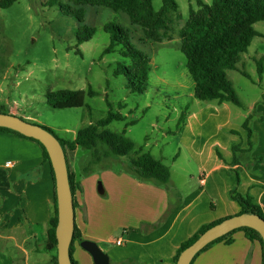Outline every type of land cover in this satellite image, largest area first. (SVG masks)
Instances as JSON below:
<instances>
[{"label":"rangeland","instance_id":"obj_1","mask_svg":"<svg viewBox=\"0 0 264 264\" xmlns=\"http://www.w3.org/2000/svg\"><path fill=\"white\" fill-rule=\"evenodd\" d=\"M49 1L18 0L12 7L0 9V113L9 114L14 110L10 114L46 127L63 140L75 139L79 130L105 119L110 111L125 116L124 121H115L108 129L119 134L126 132L125 136L135 144L130 156L102 159L85 173L92 154L83 148L80 152L83 177L104 187V193L98 197L126 205L127 217L114 221L117 230L143 217L147 205L138 187L141 183L165 189L173 205L180 204L183 195L198 189L201 160L196 150L199 145H207L218 138L222 145L228 146L227 154H234L247 168L251 152L242 148L247 144L241 139L230 141L225 134L233 136L232 129L237 132L234 135L240 137L242 125L249 116H252L250 128H259L256 121L264 106V74L260 78L257 62L262 60L264 66V22L255 24L261 36L254 38L249 51L242 55L239 70L228 71L242 103V107L228 104L230 129H225L218 137V133L208 127L211 132L198 137L186 132L185 123L179 122L183 114L187 118L216 107L212 102L194 98V81L181 51L180 30L189 19L190 9H199L197 0H176L179 14L172 15L171 30L162 43L146 40L143 30L132 25L125 13L87 6L86 25L97 31L82 45H78L77 34L83 24L61 12L62 6L76 7V0H55L54 5ZM161 5V0L154 2L156 10ZM108 23L128 29L134 46L151 58L148 89L142 95L128 89L126 77L114 76V69L122 60L119 52L103 55L110 45V34L104 30ZM90 88L97 94L87 95L83 107L56 109L49 102L53 101L51 93L79 90L88 93ZM133 122L134 125L126 127ZM257 139L258 136L254 138L255 144ZM233 145L241 147L240 150L234 152ZM146 153L170 168L172 176L168 185L141 181L132 172V159ZM167 215L161 219V224ZM37 231L40 234L41 228ZM38 244L43 247L45 242Z\"/></svg>","mask_w":264,"mask_h":264},{"label":"crops","instance_id":"obj_2","mask_svg":"<svg viewBox=\"0 0 264 264\" xmlns=\"http://www.w3.org/2000/svg\"><path fill=\"white\" fill-rule=\"evenodd\" d=\"M262 107L259 121H256L259 128L252 129L254 138L258 136V139L247 168L234 163V154H227L228 146L222 145L218 138L207 145L198 144L201 146L196 150L201 160L198 189L183 195L181 205H173L165 189L141 183L138 187L147 205L145 212L123 230H117L113 224L117 218L127 217L126 205L100 199L98 194L104 193L103 185L83 177L81 148L67 151L68 167L75 176V226L82 235V240L74 244V260L78 264H95L93 256L81 247L83 241H91L109 256L110 264H176L175 257L181 245L201 226L241 212L240 205L230 197L233 190L242 195L250 194L264 212ZM229 108L228 103L216 104V107L188 115L185 131L203 137L211 132L208 129L211 127L219 137L229 128ZM243 131L239 137L230 129L233 136H225L230 141L241 139L247 144V133ZM247 146L242 148L247 149ZM237 168L241 173L239 185L234 173ZM54 189L51 165L45 160L41 145L0 132V256L3 260L13 264H54V252L46 250L49 222L55 211ZM165 215L167 218L161 224ZM37 228H41L40 234ZM121 238L124 244L117 246L115 241ZM232 238V244H214L199 255L194 264H263V248L258 241L249 240L242 231ZM39 241H44L45 245L42 247Z\"/></svg>","mask_w":264,"mask_h":264},{"label":"trees","instance_id":"obj_3","mask_svg":"<svg viewBox=\"0 0 264 264\" xmlns=\"http://www.w3.org/2000/svg\"><path fill=\"white\" fill-rule=\"evenodd\" d=\"M18 0H3L0 9L12 7ZM156 0H76L71 5L62 6L61 12L67 16L75 18L83 26L78 30L77 42L82 45L91 40L96 34V29L86 25V7H104L114 12L125 13L129 16L132 25L140 27L146 40L162 43L169 35L172 15L179 14V4L176 0H161L162 5L159 10L155 9ZM54 5L55 0L49 1ZM199 9H190L189 19L180 30L181 51L187 59V71L194 81L193 96L201 102H212L218 105L225 103L242 107L232 81L228 77V71H238V64L242 55L249 51L254 38L261 36L255 29V24L264 22V0H212L210 4L203 0H197ZM104 30L110 34V45L103 55L119 52L121 62L114 69V76H124L127 78V87L133 94H144L148 89L149 74L151 71V58L142 50L137 49L131 41V34L128 29L116 23H108ZM80 53V52H78ZM258 74L262 78L264 66L262 60L257 62ZM249 78L245 72L242 73ZM96 92L91 88L88 93L85 91H59L51 93L50 104L56 109L80 108L85 106L86 96H96ZM126 119L120 113L109 112L108 116L78 131L73 140H60L65 152L83 148L91 151L92 160L84 169L85 173L91 171L92 164L109 158H124L130 156L135 149L134 142L125 136L126 132L119 134L108 129V126L115 121ZM252 116H249L242 129L247 133L248 151L254 148V132L250 128ZM186 121L185 114L180 118V124ZM135 122L127 124L126 127L134 125ZM0 132L12 133L19 137L37 142L43 148L45 160L51 165L49 155L44 146L37 140L25 137L18 132L0 128ZM53 133V132H52ZM237 134L236 131L232 132ZM55 135V134H54ZM241 147L233 145L234 152ZM234 163H240L234 157ZM132 172L144 182H154L161 185H168L171 180V170L161 161L155 159L151 154L146 153L131 161ZM52 176L55 186V176L51 165ZM237 185L240 184V170H234ZM70 185L75 196V176L69 170ZM55 211L49 222L48 238L46 250L54 252L52 261L58 264L57 259V238L56 227L58 223L56 186L54 189ZM232 200L236 201L240 207L239 214H255L264 219V212L259 204L250 194L242 195L233 190L230 193ZM75 206V198H74ZM224 220V219H223ZM217 221L205 224L186 242H184L176 257L177 263L180 254L191 246L204 232L212 226L220 223ZM242 231L251 241H258L263 248L264 264V244L260 234L251 228H240L204 248L193 260L203 252L210 249L214 244L225 242L232 244V236ZM82 240L79 229L75 226L70 254L72 264H78L73 258V248L76 242ZM0 264H13L9 260H3L0 256Z\"/></svg>","mask_w":264,"mask_h":264},{"label":"water","instance_id":"obj_4","mask_svg":"<svg viewBox=\"0 0 264 264\" xmlns=\"http://www.w3.org/2000/svg\"><path fill=\"white\" fill-rule=\"evenodd\" d=\"M1 1L3 0H0V3ZM0 128H6L35 139L46 149L55 176L58 212L56 227L58 264H72L70 249L75 231L74 195L70 185L67 155L60 140L48 128L30 123L10 113H0ZM240 228H251L257 231L264 244V219L250 213L238 214L224 219L204 232L180 254L176 264H191L208 245ZM81 247L93 256L95 264H110L109 256L100 249L98 244L83 241Z\"/></svg>","mask_w":264,"mask_h":264},{"label":"built area","instance_id":"obj_5","mask_svg":"<svg viewBox=\"0 0 264 264\" xmlns=\"http://www.w3.org/2000/svg\"><path fill=\"white\" fill-rule=\"evenodd\" d=\"M115 244H116L117 246H122V245L124 244V241H123V239L121 238V239L116 240V241H115Z\"/></svg>","mask_w":264,"mask_h":264}]
</instances>
